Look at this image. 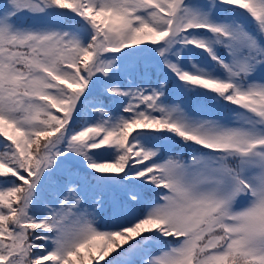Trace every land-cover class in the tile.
Segmentation results:
<instances>
[{
	"label": "snow or ice",
	"instance_id": "1",
	"mask_svg": "<svg viewBox=\"0 0 264 264\" xmlns=\"http://www.w3.org/2000/svg\"><path fill=\"white\" fill-rule=\"evenodd\" d=\"M0 264H264V0H0Z\"/></svg>",
	"mask_w": 264,
	"mask_h": 264
}]
</instances>
